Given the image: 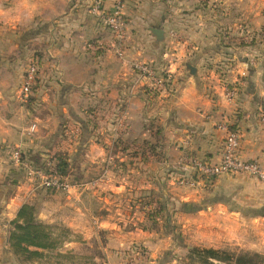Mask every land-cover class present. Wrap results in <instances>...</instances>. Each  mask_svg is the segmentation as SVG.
<instances>
[{"label":"rangeland","instance_id":"1","mask_svg":"<svg viewBox=\"0 0 264 264\" xmlns=\"http://www.w3.org/2000/svg\"><path fill=\"white\" fill-rule=\"evenodd\" d=\"M91 5L92 0L82 8L94 17L95 27L101 33H110L112 40L117 42L116 48H119L114 34L92 11ZM143 5L146 15L155 8L158 15L172 13V28L178 31L182 30V24L190 28L201 23L217 26V32L221 30L226 37L221 39L222 47L232 46L238 37L244 38L237 36V32L244 30L243 35H246V24L241 21L253 15V8L259 7L258 12L264 13V0H143ZM5 6L6 0H0V97H11L12 108L5 112L3 118L14 122V133L10 145L3 149L0 146V155L8 161L2 164L10 167L5 173L9 177L5 176L1 185L14 194H20L21 202L33 205L40 221L60 228L70 229L72 222L85 221L86 213L76 214L77 208L82 206L90 207L94 216L106 208L114 209L113 215L127 225L123 232L135 230L138 241L122 246L118 251L119 264H201L197 258H191L190 250L193 248L257 255L264 263V203L250 204L244 194L235 191L236 186L231 188L220 184L214 187L219 178L230 176L215 177L203 190L188 188L179 180L175 187H168L171 173L180 171L189 179H195L196 175L191 170L189 176V170L178 163V151L172 155V147L176 145L173 146L166 131L165 119L160 115L158 118L149 116L152 115L150 113H159V107L162 108L159 104L165 103L167 97H117L108 107L103 97L78 103L77 97L72 98L69 91L64 90L58 104L60 111L64 110L63 115L58 117L52 128L45 126L49 121L47 114L54 108L49 107V102L44 99L60 97L58 86L55 88L53 80L47 82L44 79L41 85L34 86L28 98L22 94V86L32 61L40 63L38 76L42 71L45 76L52 71L49 63L54 59L48 50L56 42L53 22H40L38 16L26 24L15 22L13 36L10 37L11 32L6 30L8 26L4 22ZM130 7L132 10L135 8ZM65 9L64 4L59 6V10ZM46 13L50 14L49 7ZM186 17L189 24L183 21ZM148 24V27H154L152 29H160L155 28L157 22ZM158 24V27L163 25ZM234 29H237L235 34L232 32ZM171 37H177V33L171 32ZM99 51H104L102 55L107 53L103 46ZM115 54L126 60L116 50ZM135 62L138 61L130 63L134 71L133 82L137 85L140 84L138 81L146 83L147 80H140L134 70ZM156 72L167 78L166 71ZM63 87L68 89V86ZM142 88L145 90L144 86ZM148 93L149 88L144 95ZM136 110L142 113L141 116L129 123L123 113ZM33 122L41 127L31 131ZM90 145H96L94 158L89 156L92 152ZM15 151L21 153L25 162L38 168H45L49 163L57 164L62 159L66 164L63 176L72 185L71 190L53 191L42 186L39 180L26 173L25 166L17 165L12 155ZM173 158H176L175 165ZM157 185L161 190L152 194L151 189ZM195 207L200 210L193 211ZM57 233L60 234L59 231ZM112 234L111 231L97 229H92L88 235L85 232L74 234L71 239L77 242H82V237H90L78 246V252L83 254V260L80 258L78 264H107L104 246Z\"/></svg>","mask_w":264,"mask_h":264},{"label":"crops","instance_id":"2","mask_svg":"<svg viewBox=\"0 0 264 264\" xmlns=\"http://www.w3.org/2000/svg\"><path fill=\"white\" fill-rule=\"evenodd\" d=\"M90 2L91 0H6L4 22L8 26L6 30L11 32L10 37L13 36L15 22L26 24L35 16L39 17L40 22H53L56 42L48 50L54 59L49 63L52 71L46 76L42 71L36 86L41 85L44 79L47 82L53 80L55 88L58 86L57 93L60 97L44 99L49 102V107L54 108L47 114L49 121L45 126L52 128L58 117L63 115L64 110L60 111L58 104L62 101L64 90H68L72 98L77 97L78 103L84 100L96 101L103 97L108 102V107L113 103L112 99L116 100L117 97H167L165 103L159 104L162 106L158 109L159 113H150L152 115L149 116L156 118L160 115L165 119L166 131L173 146L176 145L175 148L172 147V155H176L178 151L177 159L187 155L217 162L222 155L227 130H238L242 136V157L258 160L264 166V13L258 12L259 7L253 8V15H248L241 21L246 24L245 36L244 30H240V33L237 29L232 31L244 38L238 37L234 39L232 46L222 47L221 39L226 37L221 34V30L217 32V26L201 23L198 27L190 28L182 24V30L178 31L172 28V13L158 15V9L155 8L147 15L144 14L143 0H107V8L121 2L123 13L130 22L128 40L124 47L126 60H121L115 54L117 42L112 40L110 33H101L95 27L97 24L94 17L82 8ZM47 4L49 15L46 13ZM62 4L66 6L64 11L59 10ZM130 6H134V10ZM187 18L183 21L189 24ZM155 22V28L164 31L163 39H158L151 32L153 26L148 27V23L154 25ZM158 23L163 25L158 27ZM236 26L238 27L237 24ZM171 32L177 33V37H171ZM7 36L9 37V33ZM93 39L94 44L91 45ZM101 46L107 49L105 55H102L104 51H99ZM91 54L94 55L93 58ZM132 61L149 63L158 72L166 71V89L158 91L152 89L149 82L138 81V85L133 82L134 71L130 67ZM63 85L68 86V89ZM146 86L150 90L148 95H144L148 89ZM228 88L237 91L231 102L227 101L225 95ZM10 99L11 97H0L2 149L13 142L14 122L3 118L5 112L12 108ZM141 114L137 110L123 113L129 123L134 122ZM32 126H36L35 129L41 127L36 122L32 123L30 129ZM90 148L92 152L89 156L94 158L96 145H90ZM173 159L175 165L176 158ZM169 161L172 164L171 159ZM7 162L0 155V171H3L0 183L9 177L5 173L9 172L10 167L2 164ZM186 170H189L190 176L191 169ZM186 175L180 171L171 173L167 181L168 187H175L177 180ZM220 184L231 188L236 186L235 191L244 194L250 204L264 203V183L254 178L246 175L221 177L214 187ZM197 188L203 190L206 186ZM159 189L161 190L157 185L151 189V193H158ZM24 204L26 203L21 202L20 194H14L0 184V264H18L9 248L8 227H11V222L16 219ZM79 212L86 213L87 219L69 224L73 234L85 232L88 235L92 229L113 233L104 246L107 264H119L121 258L118 251L122 246L138 242L135 230L129 232L133 235L123 232L127 225L122 224V219L117 218V215H113L114 209L106 208V211L94 216L90 213V207L82 206L77 208L76 214ZM89 238L86 236L81 239L86 242ZM82 242L72 239L58 250L46 254L43 259L28 264H78L80 258L83 260V254L78 252V246ZM84 258L89 261L88 257ZM91 260L94 261V258Z\"/></svg>","mask_w":264,"mask_h":264},{"label":"built area","instance_id":"3","mask_svg":"<svg viewBox=\"0 0 264 264\" xmlns=\"http://www.w3.org/2000/svg\"><path fill=\"white\" fill-rule=\"evenodd\" d=\"M107 0H92V11L100 16L102 23L109 27L114 34L115 39L119 43L116 48L117 53L124 57V49L128 39V20L123 13V5L121 2L116 3L111 9L106 7ZM134 70L139 74L140 80H147L151 83V88L163 91L166 89L167 78L159 76L155 69L150 65L140 62L133 64ZM40 72L39 61H32L27 67L24 83L22 86V94L25 98L32 93L34 86L38 81ZM237 94L236 89L228 88L226 90V98L228 102L233 101ZM36 126H32L31 131ZM242 136L238 130H227L226 137L222 146V155L219 161L215 162L210 159H201L196 157L185 156L179 161L180 165L194 170L196 178H181L179 181L182 185L191 188L205 187L215 177L218 176H237L246 175L264 183V166L258 160L244 159L241 155ZM13 158L17 165L25 166L26 173L41 182L42 186L53 191H69L72 185L59 172L56 164L49 163L45 168L33 167L25 162L21 153L15 151Z\"/></svg>","mask_w":264,"mask_h":264},{"label":"trees","instance_id":"4","mask_svg":"<svg viewBox=\"0 0 264 264\" xmlns=\"http://www.w3.org/2000/svg\"><path fill=\"white\" fill-rule=\"evenodd\" d=\"M59 172L64 175L66 164L60 159L56 164ZM162 203V207H164ZM165 209V208H162ZM197 207L193 211H199ZM9 232V248L19 264H28L43 259L46 254L61 248L70 242L73 232L68 228H60L40 221L36 208L24 204L17 217L11 222ZM60 232L58 234L57 232ZM191 258H197L201 264H264L257 255L234 254L230 251L213 248H193Z\"/></svg>","mask_w":264,"mask_h":264},{"label":"water","instance_id":"5","mask_svg":"<svg viewBox=\"0 0 264 264\" xmlns=\"http://www.w3.org/2000/svg\"><path fill=\"white\" fill-rule=\"evenodd\" d=\"M152 32L155 34V36L158 39H163V37H164V31H162L160 29H152Z\"/></svg>","mask_w":264,"mask_h":264}]
</instances>
